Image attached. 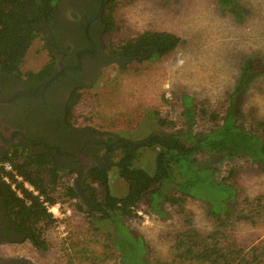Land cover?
<instances>
[{"label":"rangeland","instance_id":"374dc122","mask_svg":"<svg viewBox=\"0 0 264 264\" xmlns=\"http://www.w3.org/2000/svg\"><path fill=\"white\" fill-rule=\"evenodd\" d=\"M235 3L233 11L218 0H113L117 28L106 36L109 47L147 30H173L180 33L183 43L155 61L110 65L96 85L81 91L73 122L138 141L153 132L187 129L184 100L190 96L196 106L192 129L206 133L213 126L207 115L225 116L236 97L239 121L264 136V126H260L264 121V0ZM41 48L38 37L24 69L45 62ZM160 118L172 124L160 123ZM139 151V164L152 171L155 149ZM199 161L210 163L218 179L230 177L239 185L238 204L225 225L218 226L203 200L187 197L182 205L164 202L166 214L161 216L151 210L145 197L139 207L142 214L125 222L143 236L146 250L141 239L130 240L127 250L117 249L114 226L106 223L104 229V223L89 217L85 208L74 213L67 240L52 227L45 231V250L29 240L0 243V264H145L144 260L146 264H213L214 253L207 258L199 253L216 247L225 252L231 244L244 249L241 255L252 264H261L264 201L257 207L264 197V168L248 156L200 154ZM109 178L114 193L127 191L116 169L109 172ZM251 207L259 211L252 219L236 220L234 210L250 212Z\"/></svg>","mask_w":264,"mask_h":264},{"label":"trees","instance_id":"16d2710c","mask_svg":"<svg viewBox=\"0 0 264 264\" xmlns=\"http://www.w3.org/2000/svg\"><path fill=\"white\" fill-rule=\"evenodd\" d=\"M63 0H0V70L10 74H21L22 65L34 41L41 35L44 25L49 23L56 8ZM223 8L230 7L237 10L235 0H218ZM104 16L106 30L117 28L110 4ZM183 39L170 31L147 30L135 38L128 39L114 49L118 55L130 61H155L177 49ZM118 48V49H117ZM123 66V65H122ZM249 70H246L244 76ZM245 77H243L245 81ZM78 94L73 105L80 100ZM184 116L187 129L172 132H153L137 140L122 135L112 134L107 140V159L112 169L125 181L127 187L123 194L114 193L110 186L109 170L96 167L90 172V193L83 194L77 186H67L64 192L56 195L61 174L54 170L47 158L14 156L4 160L13 162L17 172L35 185L39 192L46 195L52 202L62 196L79 198V209L86 208L89 217L99 218L100 223H110L114 226L113 237L117 249H128L133 240L143 241V250H146L142 235L136 234L125 221L138 218L140 203L148 198L149 207L161 216L166 212L164 202L181 204L187 197L200 199L209 206L210 214L219 221L218 226L225 225L224 220L232 215V209L238 204L239 185L230 180V177L218 179L214 175V167L210 163L202 164L200 154L216 156H248L260 167L264 168V136L254 128H248L239 121V109L236 97L234 105L225 116L218 113L207 115L213 121L206 133L194 131L192 125L195 121L196 106L190 96L184 100ZM160 123L172 124L160 118ZM264 126V121L260 123ZM141 148H154V168L152 171L139 164V150ZM6 185L11 198L7 205L14 216L17 225L25 232V240H29L36 248H48L45 231L54 223L52 215L44 207L39 196L25 190V198L18 197L11 187ZM100 191H99V188ZM264 197H260L258 207L262 206ZM182 205V204H181ZM250 212L234 210L237 221L252 219L259 211ZM218 233V230L216 231ZM181 237V242L185 241ZM131 240V241H130ZM244 249L233 248L231 244L228 251L223 252L219 247L211 251L200 252L198 256L217 257L213 264H252L245 255ZM122 254V253H121ZM244 260V262H241ZM264 264V257L260 261ZM146 264V261L144 260Z\"/></svg>","mask_w":264,"mask_h":264},{"label":"flooded vegetation","instance_id":"af4514ba","mask_svg":"<svg viewBox=\"0 0 264 264\" xmlns=\"http://www.w3.org/2000/svg\"><path fill=\"white\" fill-rule=\"evenodd\" d=\"M112 1L63 0L39 36L45 62L37 68L24 69L23 64L20 75L0 70V159L47 158L60 174H75L84 195L90 193L84 181L91 185L92 170H112L106 158L111 135L74 123L73 101L96 85L110 65L127 62L106 40L104 16ZM8 198L0 181V243H17L26 233Z\"/></svg>","mask_w":264,"mask_h":264},{"label":"built area","instance_id":"2783aa9c","mask_svg":"<svg viewBox=\"0 0 264 264\" xmlns=\"http://www.w3.org/2000/svg\"><path fill=\"white\" fill-rule=\"evenodd\" d=\"M0 169L2 171V181L8 184L18 197L25 198V190L39 196L44 207L54 219V223L51 226L52 229L57 231L62 240H67V238H69L71 235V219L77 210L80 211L78 204L80 203L81 199L76 197L70 198L62 196L57 198L56 201L52 202L46 197V195L41 194L33 183L25 179L22 174L16 171L12 161L0 159ZM61 175L62 176L60 178V183L57 186L56 195L62 194L67 186H77L75 174ZM139 214H142V211H139ZM145 220L146 222L149 221L148 215H146Z\"/></svg>","mask_w":264,"mask_h":264},{"label":"crops","instance_id":"0c3cea01","mask_svg":"<svg viewBox=\"0 0 264 264\" xmlns=\"http://www.w3.org/2000/svg\"><path fill=\"white\" fill-rule=\"evenodd\" d=\"M162 31H170V32H173V33H175V34H177V35H179L180 37H181V35H180V33L178 34V33H176L175 31H173V30H162ZM182 38V37H181ZM183 39V38H182ZM183 43V42H182Z\"/></svg>","mask_w":264,"mask_h":264},{"label":"water","instance_id":"95a60500","mask_svg":"<svg viewBox=\"0 0 264 264\" xmlns=\"http://www.w3.org/2000/svg\"><path fill=\"white\" fill-rule=\"evenodd\" d=\"M55 76H56V75H55ZM55 76H54V77H55ZM78 186H79V185H78ZM78 186H77V187H78ZM78 188H79V187H78Z\"/></svg>","mask_w":264,"mask_h":264}]
</instances>
